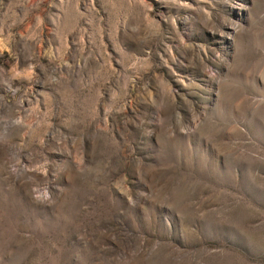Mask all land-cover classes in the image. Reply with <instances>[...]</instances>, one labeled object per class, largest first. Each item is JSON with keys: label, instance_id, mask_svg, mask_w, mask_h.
<instances>
[{"label": "rangeland", "instance_id": "obj_1", "mask_svg": "<svg viewBox=\"0 0 264 264\" xmlns=\"http://www.w3.org/2000/svg\"><path fill=\"white\" fill-rule=\"evenodd\" d=\"M0 264H264V0H0Z\"/></svg>", "mask_w": 264, "mask_h": 264}]
</instances>
